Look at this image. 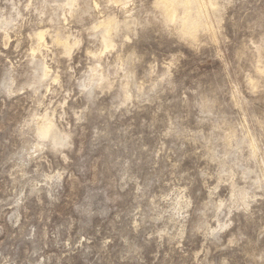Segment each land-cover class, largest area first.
<instances>
[{
	"label": "rangeland",
	"instance_id": "374dc122",
	"mask_svg": "<svg viewBox=\"0 0 264 264\" xmlns=\"http://www.w3.org/2000/svg\"><path fill=\"white\" fill-rule=\"evenodd\" d=\"M198 1L0 0V264H264V0Z\"/></svg>",
	"mask_w": 264,
	"mask_h": 264
},
{
	"label": "bare ground",
	"instance_id": "6f19581e",
	"mask_svg": "<svg viewBox=\"0 0 264 264\" xmlns=\"http://www.w3.org/2000/svg\"><path fill=\"white\" fill-rule=\"evenodd\" d=\"M179 0H160V7L159 8H161L162 10H163V12H162V14H164L165 16H166V18L165 19H170V20H174V19H176V15H177V13L179 12V10L180 9H184V8H181V4L178 2ZM189 1V0H188ZM200 2V5H202L203 7H209L208 5L210 4V0H199L198 1V3ZM197 3V2H196ZM197 3V4H198ZM158 5V4H157ZM185 5V4H184ZM195 5V4H194ZM199 5V6H200ZM159 6V5H158ZM198 6V5H197ZM186 9L188 10V13H189V11H190V9H192V8H190L189 7V2H186ZM192 7V6H191ZM201 7V6H200ZM199 7V8H200ZM194 8V7H193ZM194 10V9H193ZM196 10V9H195ZM184 11V10H183ZM203 11V10H202ZM186 12V11H185ZM194 12V11H193ZM187 13V12H186ZM188 13H187V15H186V17L188 16ZM198 13V12H197ZM195 14V13H194ZM193 14V15H194ZM202 14V13H201ZM191 15V14H190ZM164 16V17H165ZM185 17V18H186ZM198 17V16H197ZM202 17V16H201ZM192 18V17H191ZM191 20H193V19H191ZM200 21V20H199ZM191 22V21H190ZM206 22V21H205ZM108 23V22H107ZM179 24V23H178ZM207 25H204L205 27L207 26V28H212V25H211V23L209 22V21H207V23H206ZM109 24H107V31L106 32H108L107 34H109V32H110V28H109V26H108ZM183 25V24H182ZM181 25V26H182ZM101 26V25H100ZM180 26V25H179ZM199 26V24L197 25V27ZM183 27V26H182ZM187 27V26H186ZM196 28V25L195 26H193V28ZM188 28V27H187ZM192 28V29H193ZM208 30V29H207ZM190 31H191V29H190ZM193 31V30H192ZM195 31V30H194ZM198 31H199V29H198ZM44 31H39L38 33H37V39H38V42H39V44L41 45L42 44V42H43V40H44ZM106 34V36H108ZM187 34V33H186ZM193 34V33H192ZM191 35V34H190ZM197 35V34H196ZM54 41H56L63 49L62 50H64L65 52H69V50L71 49V47H70V44L67 42V41H64V40H61V39H59V38H56ZM39 45V46H40ZM103 45H104V48H108L110 45H111V40L109 39V37H106L105 39H104V42H103ZM110 47H112V46H110ZM109 47V48H110ZM42 73H43V75H47V73H48V71H47V67L46 66H43V68H42ZM52 130H54L53 129V123H52V121L50 120V119H46V120H44V121H42L38 126H37V131H36V133L38 134V136L40 137V138H46V137H48V136H51V133H53L52 132Z\"/></svg>",
	"mask_w": 264,
	"mask_h": 264
}]
</instances>
